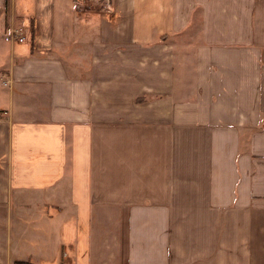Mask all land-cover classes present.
I'll use <instances>...</instances> for the list:
<instances>
[{
    "label": "crops",
    "instance_id": "1",
    "mask_svg": "<svg viewBox=\"0 0 264 264\" xmlns=\"http://www.w3.org/2000/svg\"><path fill=\"white\" fill-rule=\"evenodd\" d=\"M16 263L264 264V0H0Z\"/></svg>",
    "mask_w": 264,
    "mask_h": 264
},
{
    "label": "built area",
    "instance_id": "2",
    "mask_svg": "<svg viewBox=\"0 0 264 264\" xmlns=\"http://www.w3.org/2000/svg\"><path fill=\"white\" fill-rule=\"evenodd\" d=\"M77 1H84V0H77ZM85 1H88V2H92V3H110L111 0H85ZM16 35H19V32L18 31H8L7 33V39L8 40H11V39H14ZM24 37H19V41L20 42H24Z\"/></svg>",
    "mask_w": 264,
    "mask_h": 264
},
{
    "label": "rangeland",
    "instance_id": "3",
    "mask_svg": "<svg viewBox=\"0 0 264 264\" xmlns=\"http://www.w3.org/2000/svg\"><path fill=\"white\" fill-rule=\"evenodd\" d=\"M190 65L191 64L189 62L183 61L180 67L181 68L180 74L183 75L186 71H189Z\"/></svg>",
    "mask_w": 264,
    "mask_h": 264
},
{
    "label": "trees",
    "instance_id": "4",
    "mask_svg": "<svg viewBox=\"0 0 264 264\" xmlns=\"http://www.w3.org/2000/svg\"><path fill=\"white\" fill-rule=\"evenodd\" d=\"M16 264H24V263H16Z\"/></svg>",
    "mask_w": 264,
    "mask_h": 264
}]
</instances>
